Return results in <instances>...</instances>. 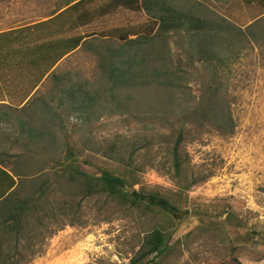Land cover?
I'll use <instances>...</instances> for the list:
<instances>
[{
    "label": "trees",
    "instance_id": "16d2710c",
    "mask_svg": "<svg viewBox=\"0 0 264 264\" xmlns=\"http://www.w3.org/2000/svg\"><path fill=\"white\" fill-rule=\"evenodd\" d=\"M108 1L134 13L151 12L149 0ZM73 2L66 1L63 11L53 12L44 22L0 32V78L2 73H16L25 87L11 102L9 95L0 97V264H13L22 256L30 227H40L54 215L55 205H66L79 193V201L103 198L138 220L150 213L163 215L143 232L129 264H161L177 250L174 236L186 219L195 218L199 224L185 237L222 234L225 242L224 230L241 228L242 219L230 209L191 210L187 193L211 175L190 181L182 147L211 132L234 133L230 80L219 73L243 50L264 48V13L242 29L221 16H194L159 4L160 12L150 16L153 21L145 32L83 36L73 32L103 17V5L96 0ZM254 2L264 12V1ZM174 35L182 39L177 59L170 45ZM84 51L93 64L90 77L64 66ZM183 56L188 59L183 61ZM47 82L51 88L38 96ZM72 114L79 115L83 125L101 115L156 118L157 126L174 139L170 155L177 191L164 195L134 189L139 168L121 149L102 151L115 162L114 168L93 163L95 156L83 157L87 147L94 154L101 148L94 140L82 143L70 135L66 120ZM222 216L217 226L202 223L206 217L215 223Z\"/></svg>",
    "mask_w": 264,
    "mask_h": 264
},
{
    "label": "rangeland",
    "instance_id": "374dc122",
    "mask_svg": "<svg viewBox=\"0 0 264 264\" xmlns=\"http://www.w3.org/2000/svg\"><path fill=\"white\" fill-rule=\"evenodd\" d=\"M66 1L69 0L0 2V32L44 22L53 12L63 11ZM103 3L108 0H96L98 6ZM254 9L253 17L245 19L246 22L263 15L260 9ZM207 11L211 15L206 17H220L214 16L212 10ZM226 19L242 29L245 27L238 17ZM152 21L149 13H132L120 7L108 16L95 18L73 34L88 36L128 29L141 33ZM181 41L177 35L170 41L176 59ZM88 54L84 51L74 55L64 66L90 77L93 64L86 58ZM184 59L188 58L183 56ZM199 67L203 68L201 64ZM221 74L230 80L235 131L229 136L204 134L201 139L182 147L187 162L185 174L190 181L198 175H211L187 193L188 202L192 211L230 209L242 219L243 226L225 229L228 235H224L227 240L223 242L222 234L199 236L193 233L185 237L199 224L195 218L186 219L174 236L177 250L161 264H233V258L240 264H264V48L243 50ZM22 82L23 78L16 73H2L0 97L9 95L11 102L10 98L19 93L21 87L25 88ZM48 82L38 96L51 88ZM3 100L8 103V98ZM156 122V118L136 115H101L88 125H83L77 114L66 120L74 139L82 143L94 140L101 148L99 154H94L87 147L83 157L95 156L93 163L114 168L115 162L102 151L121 149L124 157L131 155L133 166L139 168V183L134 189L167 195L177 191L170 155L174 139ZM153 126L156 130H152ZM78 131L81 134L77 135ZM83 169L95 172L90 166ZM74 196L66 205H55L54 215L45 219L40 227H30L28 240L20 249L22 256L15 258L13 264H129L143 232L163 217L160 213H150L138 220L131 211L103 198L79 201L82 195ZM223 218L215 219L214 223L206 217L201 222L217 226ZM5 252L9 256V250Z\"/></svg>",
    "mask_w": 264,
    "mask_h": 264
},
{
    "label": "crops",
    "instance_id": "0c3cea01",
    "mask_svg": "<svg viewBox=\"0 0 264 264\" xmlns=\"http://www.w3.org/2000/svg\"><path fill=\"white\" fill-rule=\"evenodd\" d=\"M151 2V12L149 16L157 15L156 12H160L158 5L161 4L163 7H168V10L183 12H192L194 16H209V11L212 10L215 15L232 18L238 17L241 23L246 26L250 22H246L245 19L253 17V9L255 0H149ZM264 1V0H260ZM108 3H103L101 7V15L108 16L110 13L120 9V5L111 6ZM104 5L114 8H106ZM153 6V8H152ZM255 10V9H254ZM126 11H129L126 8ZM103 12V13H102ZM106 12V13H105ZM130 12L134 13L132 10ZM209 14V15H208Z\"/></svg>",
    "mask_w": 264,
    "mask_h": 264
}]
</instances>
